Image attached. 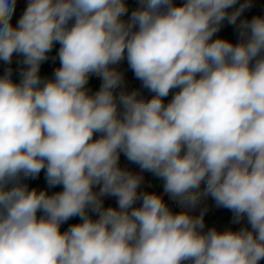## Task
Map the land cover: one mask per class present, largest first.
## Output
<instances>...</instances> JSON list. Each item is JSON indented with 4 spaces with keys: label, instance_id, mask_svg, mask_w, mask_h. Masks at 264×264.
<instances>
[{
    "label": "clouds",
    "instance_id": "obj_1",
    "mask_svg": "<svg viewBox=\"0 0 264 264\" xmlns=\"http://www.w3.org/2000/svg\"><path fill=\"white\" fill-rule=\"evenodd\" d=\"M134 4L0 0V264H264V16Z\"/></svg>",
    "mask_w": 264,
    "mask_h": 264
},
{
    "label": "built area",
    "instance_id": "obj_2",
    "mask_svg": "<svg viewBox=\"0 0 264 264\" xmlns=\"http://www.w3.org/2000/svg\"><path fill=\"white\" fill-rule=\"evenodd\" d=\"M231 33H232V29H229V30H222L221 34L222 35H231ZM119 67L125 73V78H126L130 88L140 86V82L135 79L134 74L128 68L126 61H124ZM91 81L92 82L96 81L99 85V81L96 78H93ZM90 86L93 87L92 85H90ZM93 90H95L94 87H93ZM145 95H148L147 92H145ZM169 99H170V97H169ZM146 181L149 183L152 182L150 179H146ZM155 187L156 186L153 184V188L149 189V190H154ZM202 187H203V185H202ZM160 191H162V189ZM165 199L167 200V197H165ZM111 202L114 204V200H112ZM168 202L173 207L174 210H177L176 206L174 204H172L171 201H168ZM204 208H207V211L205 213V222H206V225L208 227L216 226L218 229H221V230L224 229L225 227H232L234 229L237 228V225L231 224L232 213L230 211H227L224 213V208H218L215 205V202L211 199V197H208L207 199H205L201 202V204L197 208L195 214H199V211L203 210Z\"/></svg>",
    "mask_w": 264,
    "mask_h": 264
},
{
    "label": "trees",
    "instance_id": "obj_3",
    "mask_svg": "<svg viewBox=\"0 0 264 264\" xmlns=\"http://www.w3.org/2000/svg\"><path fill=\"white\" fill-rule=\"evenodd\" d=\"M133 5L135 7V4H133ZM245 15H247L249 18L252 15H262V16H264V0H254L253 8L251 10H249ZM229 29H231V26L225 25V28L223 30H229ZM52 67H54V65H50V64L42 65V74L50 76ZM90 85H92L94 88L98 87V83L96 81H94V82L90 81ZM122 163H126L124 158H122ZM29 184H30V186L35 185V186H38V187H46V184L43 181V173L41 174V177L38 180L29 181ZM154 185L157 188L161 189V185L160 184L154 183ZM55 190H59V189H51L50 191H55ZM108 202L112 203L111 201H108ZM227 211H230V210L224 209V213L227 212ZM71 222H75V221H70L69 223H71ZM63 227L66 228L67 225H64ZM238 227H239V225H237V228Z\"/></svg>",
    "mask_w": 264,
    "mask_h": 264
},
{
    "label": "rangeland",
    "instance_id": "obj_4",
    "mask_svg": "<svg viewBox=\"0 0 264 264\" xmlns=\"http://www.w3.org/2000/svg\"><path fill=\"white\" fill-rule=\"evenodd\" d=\"M128 2H129V4H130L131 7H134V5H133V4H134V0H128ZM145 177H146V179H150V180L153 182V179H154V178H153L150 174H147V173H146V174H145ZM161 189H162V187H161ZM161 189H159V188H157V187L154 188V190H155V191H158V192H159Z\"/></svg>",
    "mask_w": 264,
    "mask_h": 264
},
{
    "label": "crops",
    "instance_id": "obj_5",
    "mask_svg": "<svg viewBox=\"0 0 264 264\" xmlns=\"http://www.w3.org/2000/svg\"><path fill=\"white\" fill-rule=\"evenodd\" d=\"M25 2H26V0H20V8H22L24 6ZM18 15H19V9H18V12H17V16L13 18V23H15V20L18 17Z\"/></svg>",
    "mask_w": 264,
    "mask_h": 264
}]
</instances>
